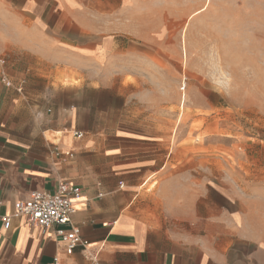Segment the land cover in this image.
Segmentation results:
<instances>
[{"label":"crops","instance_id":"0c3cea01","mask_svg":"<svg viewBox=\"0 0 264 264\" xmlns=\"http://www.w3.org/2000/svg\"><path fill=\"white\" fill-rule=\"evenodd\" d=\"M208 2L0 0V264H264V229L240 211H217L209 196L201 202L198 188L168 181L166 150L163 162L161 148L158 160L128 156L124 138L75 129L88 111L56 107L73 94L65 83L127 82L118 71L105 78L104 69L128 65L121 60L137 41L150 43L152 34H165L169 19L195 17ZM63 181L81 190L73 225L86 250L67 255L53 229L25 218L4 228L15 202L34 191L55 193Z\"/></svg>","mask_w":264,"mask_h":264},{"label":"rangeland","instance_id":"374dc122","mask_svg":"<svg viewBox=\"0 0 264 264\" xmlns=\"http://www.w3.org/2000/svg\"><path fill=\"white\" fill-rule=\"evenodd\" d=\"M208 4L195 17L169 19L150 43L137 41L121 60L128 65L104 69L105 78L118 71L127 82L65 83L73 94L56 107L88 111L75 129L124 138L128 156L158 160L161 148L163 162L166 150L168 181L194 186L201 202L209 196L217 211H240L264 229V0ZM144 138L165 143L132 140Z\"/></svg>","mask_w":264,"mask_h":264},{"label":"built area","instance_id":"2783aa9c","mask_svg":"<svg viewBox=\"0 0 264 264\" xmlns=\"http://www.w3.org/2000/svg\"><path fill=\"white\" fill-rule=\"evenodd\" d=\"M4 64L5 61L0 58V66ZM2 81L10 86L5 74ZM74 136L81 139L83 133L76 131ZM66 155L72 157V153ZM80 197L81 190L65 181L58 185L55 193L34 191L28 199L15 202L14 212L2 218L4 228L8 230L14 218H25L29 225L44 232L53 229L56 239L64 244L67 255H72L78 248L86 250L88 244L82 239L80 229L73 225L74 202ZM51 264H59L58 259Z\"/></svg>","mask_w":264,"mask_h":264}]
</instances>
